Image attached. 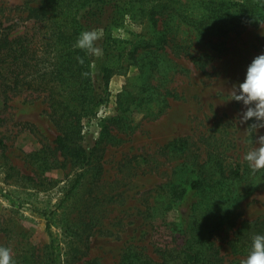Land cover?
<instances>
[{"label": "rangeland", "instance_id": "374dc122", "mask_svg": "<svg viewBox=\"0 0 264 264\" xmlns=\"http://www.w3.org/2000/svg\"><path fill=\"white\" fill-rule=\"evenodd\" d=\"M38 1L0 0L1 28L11 24V36L25 33L31 44L39 42L42 31L29 8ZM203 1L170 2L183 15L172 11V19H163L164 26L170 24V39L158 50L159 57L150 54L161 64L150 78L158 88L156 99L146 108L129 93L149 80L150 70L134 61L127 65V60L112 70L108 98L94 115L83 117L82 142L99 139L106 123L121 139L100 142L89 165L78 166L54 148L58 130L43 92L13 91L0 80V246L11 255L20 244L33 245L41 254L53 239L60 264L158 260L159 249L181 243L178 232L197 209L211 224L227 210L236 215L233 226H218L212 235L219 264L233 258L228 240L236 226L264 215V167L252 168L244 159L264 127L255 130L250 125L255 118L240 121L246 106L230 99L233 83L244 78L248 63L264 51V21L226 35H203L189 19L209 11L216 16L220 7ZM109 10L111 6L99 21L87 16V29L101 32L95 41L99 54L89 53L95 82L112 50L107 42L128 43L153 34L146 19L140 23L126 15L110 27L108 37ZM184 16L188 21H182ZM77 39L73 35L71 42ZM201 53L206 54L203 68ZM175 137H182L183 144H168ZM196 177L203 179L199 190L189 185ZM177 186L186 190L182 197L172 194Z\"/></svg>", "mask_w": 264, "mask_h": 264}, {"label": "trees", "instance_id": "16d2710c", "mask_svg": "<svg viewBox=\"0 0 264 264\" xmlns=\"http://www.w3.org/2000/svg\"><path fill=\"white\" fill-rule=\"evenodd\" d=\"M179 0H39L37 4L29 6L30 13H34L35 21L41 29V38L31 44V37L27 34L11 36V24L1 28L0 22V80L4 87L17 91L22 88H32L45 94L52 120L58 130L54 138L55 149L70 159L78 166L89 165L91 156L98 145L106 139H121L113 134L110 125L102 124L100 138L85 145L81 133L83 117L88 113L96 112L97 106L108 98L107 84L112 70L119 62L127 60V65L132 61L137 66L150 70L149 80L138 84L134 93H129L131 99H138L137 105L146 108V105L156 99L157 86L150 81L153 73L158 71L161 60L154 62V57H159V49L169 41L170 25H163V19H172V11L180 14L179 8L171 7L170 2ZM199 3H202V0ZM216 2L220 5L214 12L209 11L198 17H192L196 31L201 34L226 35L231 30L243 28L247 25H258L264 21V2L262 0H205ZM191 1H188V6ZM111 6V12L106 17V32L110 37V27L118 24L126 15L131 19H138L149 23L153 34L149 38L138 39L128 43L112 40L107 42L112 50L107 53L102 62L98 82L94 80L90 71V52L81 49L71 42L73 35L79 34L88 28L91 21L98 19ZM167 12V14L165 13ZM212 13V14H211ZM85 15L83 20L81 17ZM170 17V18H169ZM188 17H183L186 22ZM194 22V23H193ZM198 25V26H196ZM206 26V30L203 32ZM110 34V35H109ZM130 43V44H129ZM139 49H145L139 51ZM40 52V53H39ZM158 55H157V54ZM205 53L199 59L200 68L204 67ZM78 57L83 58L81 63ZM161 59V58H160ZM143 68V70H144ZM139 69V70H140ZM165 73V72H164ZM163 77V75H161ZM97 83V84H96ZM166 91V90H165ZM170 90L167 94H170ZM85 93L88 94L86 100ZM175 94V93H174ZM176 96V94H175ZM165 102V100H162ZM165 105L159 108L164 109ZM107 118L106 121H114ZM105 121V120H103ZM120 120L118 119V121ZM109 127V128H108ZM104 132V133H103ZM182 137H175L168 144H183ZM190 188L199 190L203 186V179L196 177L190 181ZM186 192L183 187H175L172 194L182 197ZM202 212L195 209L190 216L187 226L180 228L181 243L175 246H165L158 251V260L145 257L134 261L129 258L127 264H219L221 258L218 249L213 248L212 235L220 226L234 225L235 214L225 211L220 218L212 221L210 217H201ZM257 233L264 234V215L244 219L239 222L228 240V248L233 258L228 264H244L252 246L253 236ZM23 249V250H21ZM21 250V251H20ZM16 254L12 255L16 264H60L59 252L53 239L46 243L40 252L33 245L27 248L20 244ZM74 260V259H73ZM95 259L85 261L84 264H95Z\"/></svg>", "mask_w": 264, "mask_h": 264}, {"label": "clouds", "instance_id": "9594fccd", "mask_svg": "<svg viewBox=\"0 0 264 264\" xmlns=\"http://www.w3.org/2000/svg\"><path fill=\"white\" fill-rule=\"evenodd\" d=\"M101 35L98 29L83 30L76 41V46L92 54H99L100 49L95 41ZM83 63V58L78 57ZM241 102L246 107L240 115V121L255 118L250 125L256 130L264 127V51L255 55L246 66L244 78L233 83L231 98ZM256 146L249 148L244 153V159L252 168L264 167V134L257 137ZM0 264H16L11 251L6 246H0ZM244 264H264V234L257 233L253 236L252 246Z\"/></svg>", "mask_w": 264, "mask_h": 264}]
</instances>
